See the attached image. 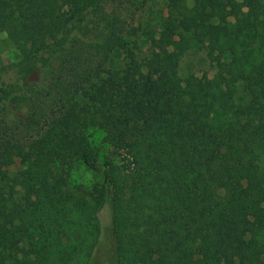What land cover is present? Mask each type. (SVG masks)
<instances>
[{"label":"trees","instance_id":"1","mask_svg":"<svg viewBox=\"0 0 264 264\" xmlns=\"http://www.w3.org/2000/svg\"><path fill=\"white\" fill-rule=\"evenodd\" d=\"M110 1L0 0L22 83L49 70L18 94L0 65V264H91L106 207L115 264H264V0H168L143 63ZM91 12L104 26L83 52L72 31ZM205 44L231 61L213 79H183L185 56ZM116 48L124 70L107 67ZM75 162L102 182L72 191Z\"/></svg>","mask_w":264,"mask_h":264},{"label":"rangeland","instance_id":"2","mask_svg":"<svg viewBox=\"0 0 264 264\" xmlns=\"http://www.w3.org/2000/svg\"><path fill=\"white\" fill-rule=\"evenodd\" d=\"M193 5V1H188L189 7H193ZM68 10L69 6L62 4L60 14L66 16ZM106 12L108 17H110L109 19L116 21L120 30L123 31V37L130 42L131 48L135 50L139 61L143 63L152 52L151 43L149 42L150 35L156 38L159 37L163 22L168 16V0H111L107 5ZM231 20L233 21V19ZM103 26L104 21L98 20L92 12L89 13L83 23L73 28L72 38L74 37L78 40L80 45L78 46L75 43L74 48L77 47L80 51L84 52L88 46L97 43L98 34L101 32ZM230 61L231 57L229 54H220L218 51L214 52L209 44L198 45L185 56L182 63L181 76L183 79L190 75H195L199 78L207 76L209 79H213L217 74L220 63H229ZM18 63L19 53L17 49L8 41L6 33H0V65L4 68L3 88L15 86V90L20 94V91L24 92L23 88H41L48 82L49 70H44L31 77V80L27 83H22L21 76L18 74ZM126 64V55L121 49L116 48L110 55L107 67L112 70H124ZM52 68H54V65ZM143 70L146 72L145 68ZM18 86L23 87L20 88L23 90L17 89ZM238 90L237 98L239 99L242 97L243 86L239 85ZM84 91L85 87H82L78 95V100L82 104L87 102ZM48 108H52V103L49 104ZM25 110V106L22 105L13 109V111H2V118L8 123L13 121L17 115H21V113L23 115ZM226 116L227 114L223 110L219 108L214 110L212 114L213 123L218 124ZM94 139L96 144L102 147L105 153L110 151L109 147L103 144L105 139L103 133L96 134ZM23 169L24 166L20 162H17L9 167L8 171L13 176ZM66 170L68 187L72 191L82 189L90 192L94 186L102 182L101 174L90 170L81 162L73 163ZM221 195L222 197L224 196V191H221ZM100 221L102 233L91 264H115L114 241L111 234V215L108 207L100 213Z\"/></svg>","mask_w":264,"mask_h":264}]
</instances>
